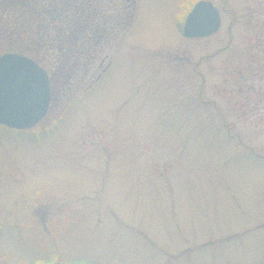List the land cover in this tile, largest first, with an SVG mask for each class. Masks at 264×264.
Here are the masks:
<instances>
[{"label": "rangeland", "instance_id": "1", "mask_svg": "<svg viewBox=\"0 0 264 264\" xmlns=\"http://www.w3.org/2000/svg\"><path fill=\"white\" fill-rule=\"evenodd\" d=\"M197 1L141 0L124 30L102 0L112 27L65 93L48 50L47 114L0 126V264H264V0H211L221 28L188 38Z\"/></svg>", "mask_w": 264, "mask_h": 264}, {"label": "trees", "instance_id": "2", "mask_svg": "<svg viewBox=\"0 0 264 264\" xmlns=\"http://www.w3.org/2000/svg\"><path fill=\"white\" fill-rule=\"evenodd\" d=\"M54 7L57 9L66 7L68 11L62 13L63 15L76 14V7L71 3L64 2ZM0 8L14 10L15 13L19 14V17L11 15L9 20L5 19L8 21H3L2 26L6 27H4L3 32L0 30V41L13 45H9L8 50L1 54L6 52L27 54L49 70L47 52L49 49L56 47L59 49L60 55L54 65L60 75L66 76L59 90L65 93L67 89L74 90L75 87L77 89L83 81V76L87 75L93 64H95L97 49L101 46L100 43H103L89 37V35H94L92 17L87 18L84 27L86 39L78 42H49V35H55V33H51L54 27H49V0H0ZM88 8L93 10L92 3L87 2L86 4L87 14L89 12ZM9 23L11 25H7ZM57 31L63 32L62 35L66 36L74 34L71 32L72 30H69V26L58 28ZM78 32L75 35H79ZM16 43L17 48H15Z\"/></svg>", "mask_w": 264, "mask_h": 264}, {"label": "water", "instance_id": "3", "mask_svg": "<svg viewBox=\"0 0 264 264\" xmlns=\"http://www.w3.org/2000/svg\"><path fill=\"white\" fill-rule=\"evenodd\" d=\"M221 25V12L213 1L199 0L187 14L183 32L187 37H207ZM51 95L45 67L22 53L0 55V125L15 129L34 127L47 114Z\"/></svg>", "mask_w": 264, "mask_h": 264}, {"label": "flooded vegetation", "instance_id": "4", "mask_svg": "<svg viewBox=\"0 0 264 264\" xmlns=\"http://www.w3.org/2000/svg\"><path fill=\"white\" fill-rule=\"evenodd\" d=\"M101 1L102 0H49V27L52 28L56 26L59 27L69 26V30H72L71 32L74 33L73 35L66 36V35H62L63 32L51 31V33L53 34L55 33V35H49V42H69V41L78 42L81 39L83 40L86 39L84 27L86 25V21L88 17H92L91 19H93L92 22L94 25V35H89V37H92L97 41H102V39L107 36L109 32V26L112 27V24L110 22V17H108L107 13H105L102 10ZM109 1L114 3L115 5L114 8L116 10L115 13L118 14L121 5H119L118 7V5L116 4L117 0H109ZM64 2L71 3L73 6H75L76 14H72L71 16L63 15L62 13H66V11H68L66 7L60 9L54 7L55 5ZM87 2L92 3L93 6V10L88 8L89 9L88 14L86 10ZM124 2L126 3V5L128 4L132 10L127 11V9L130 8L126 6L128 8H126V16L124 17L123 14H124L125 6L122 5V10L118 14L120 16V20L118 21V24H120L121 28L125 27L124 30H127L129 29V27L131 28L134 25L135 21L138 18L141 0H124ZM183 24L181 27L182 33H183ZM76 29H78V31L80 32L76 31ZM77 32L80 34L75 35ZM111 32L112 30H110V33ZM188 38H192V37H188ZM263 41H264V36L262 37L260 36L259 43L262 44ZM260 47L262 48V45H260ZM52 97H53V92L51 95V104H52Z\"/></svg>", "mask_w": 264, "mask_h": 264}]
</instances>
